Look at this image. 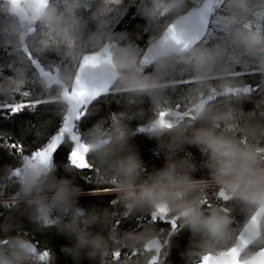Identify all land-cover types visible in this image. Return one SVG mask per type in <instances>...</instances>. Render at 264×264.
I'll return each mask as SVG.
<instances>
[{"label": "clouds", "instance_id": "obj_1", "mask_svg": "<svg viewBox=\"0 0 264 264\" xmlns=\"http://www.w3.org/2000/svg\"><path fill=\"white\" fill-rule=\"evenodd\" d=\"M169 3L170 0H154L153 9L163 11ZM83 6L84 0H66L64 12H59L58 8L51 4L39 13L33 12L31 8L26 9L27 15L35 22L44 24L49 30L60 35L61 39L71 40L79 39L81 24L76 12ZM105 7L106 5H102L101 12ZM238 7L243 9L245 0H240ZM146 14L151 19L156 15V11ZM97 18L99 31L88 38L89 43L101 52L106 45L109 46L118 73L113 86L116 89L127 90V110L117 114L118 119L111 122L108 135L97 137L90 134L88 137V143L95 145L89 155L102 178L100 182L108 183L112 177L119 181L115 193L116 200L124 210V216L153 211L160 205H166L170 213L181 218L185 227L190 230L193 240L198 239L204 247L227 241L232 236L229 216L219 206L205 211L201 200L209 184H215L218 189L225 191L233 199L242 201L248 207L264 201V164L261 163L255 147L252 144H241L239 139L218 132L216 127L221 122L235 127L236 121L246 114L241 109L240 115H237L230 105L233 101L242 103L250 96L230 94L228 90L237 84L234 80H221L214 85L206 79L217 74L221 50L193 48L189 52L174 53L162 48L159 38L153 40L150 47L156 57L155 62L160 68H167L173 60H176L187 65L192 73L198 76L199 82L188 90L187 97L190 98L188 106L192 109L199 126L175 121L169 116L167 119L172 124L171 128H161L159 125L152 128L149 134L157 139L160 148L166 150L165 164L145 176L139 152L129 142L134 133L127 127L125 120L143 117L142 111L131 112L130 109L133 105L143 103L145 97L152 105L161 104L163 101L169 104L168 92L169 89L175 91V86L160 77L141 74L138 71L137 47L129 40L128 34L109 30L112 21L104 18L103 15ZM66 30L67 37L63 35ZM231 38L257 58L258 67L261 73H264V36L254 35L245 28H237L231 33ZM62 51L69 60L78 53V49L73 47H65ZM73 75L74 69L69 68L62 71L58 78L65 84H70ZM243 85L242 82L239 84V86ZM212 89L223 95L226 111L219 105L200 103V96ZM155 119L154 116L150 118L147 125H153ZM106 122L102 119L94 128L100 129ZM243 131L252 137L257 134L255 127L245 128ZM260 132L264 134V129H260ZM164 137H167L166 144L163 143ZM101 139H107L108 143H99ZM186 145L196 146L206 154L210 181L193 178L191 173L195 170V165L187 155L179 159L175 158ZM65 170L70 174L73 173L70 167H66ZM12 172L13 168L8 165L0 170V182H2L0 185H19L16 197L24 205L21 215H25L38 230L54 226L58 233L68 238L71 246L64 250L75 264H80L84 259L95 260L98 257H107L109 250L116 244L135 249L138 245H144L159 235L150 227L139 233H118L112 226V213L108 208H103L102 211L93 209L80 218L65 220V214L78 208V197L81 193L80 187L75 185L72 179L57 178L55 166L48 168L25 166L23 183L13 177ZM250 192L254 193L255 200L249 198ZM53 210L58 213L55 217L51 214ZM97 225L102 231L93 230ZM217 226H222V235L216 233ZM17 227L11 217H7L0 223V232L7 234ZM35 261L36 256L32 252L31 241L23 235L17 233L0 238V264H34Z\"/></svg>", "mask_w": 264, "mask_h": 264}, {"label": "snow or ice", "instance_id": "obj_2", "mask_svg": "<svg viewBox=\"0 0 264 264\" xmlns=\"http://www.w3.org/2000/svg\"><path fill=\"white\" fill-rule=\"evenodd\" d=\"M4 3V0H0ZM66 4V0H6V4L10 6L16 18L24 26L25 35H35L39 38L41 35L43 39H39V46L29 48L27 44L23 47L25 59L29 65L35 68L38 72V78H47L49 80V88L53 84L60 86V95L66 105L63 110V115L59 125L55 130L42 142L31 149L27 148L21 141L14 140L11 134L7 132H0V149H9L10 154L15 156L18 160L24 163L21 166L13 167L12 175L20 183H23V170L25 166L44 168L55 166L54 160L57 157L66 159L65 167H70L75 170L72 173L75 176L83 177L88 183L92 184L93 180L101 183V176L98 169L91 159L89 153L95 145L88 143L89 135L97 137H106L107 130L95 129L94 131L84 132L81 130L80 122L90 114L91 105L102 94H107L110 91L116 93H126V89H116L113 86V81L117 78L116 65L113 63L112 53L109 46H105L101 51L95 49L91 51H82L79 45L80 39L64 40L60 35L49 30L44 24L37 23L35 20L27 15L24 11L26 8H31L33 12L39 13L43 8L49 4L58 8V5ZM106 7L100 13L101 15L110 14L113 9L107 7L110 4L119 5L121 0H103ZM154 0H151V4ZM184 8L181 12L176 13L172 9L174 3L170 2L163 11H157L159 16L158 23L163 27L158 33L160 45L162 48H167L174 53H185L191 49L212 50L216 47H221L224 50V58L220 61L222 64L232 65L230 70L217 73L213 76L207 77L210 82L221 80H235L241 76H247L250 80L244 83L243 86L239 84L233 85L228 91L232 95L246 94L264 95V86L259 80L254 79L258 76H264L261 73L256 58H249L243 48H238L230 39H225L224 34L230 32L234 27L242 26L254 31L258 36L264 35V11L257 12L253 8L250 13L249 21L242 25H230L227 23L225 17L231 14H238L239 9L235 8L234 0H184ZM89 7V0H84V8ZM5 6L0 7V13H3ZM219 34L218 42L213 46H206V41L209 37L215 35L212 29ZM67 37V30L63 34ZM65 47H73L78 49V53L71 60L74 75L70 84H65L59 80L60 66H44L41 64L39 57L48 50H56L62 52ZM243 57L245 62H240L236 58ZM155 55L152 47L148 46L137 58L139 65L138 71L145 74V69L155 62ZM180 64L173 60L172 66ZM67 68V67H65ZM238 68L242 70H238ZM99 69L100 71H97ZM186 71L190 72L185 68ZM161 79L170 82L177 87L178 85H187L188 90L196 85L199 80L198 76L192 72L188 78L177 80L163 78V74H159ZM29 79L24 81H11L12 87L9 89L8 96L0 99V110H4L9 114L17 115L25 110L35 111L41 105L55 104L56 100L51 99L44 94L33 95L26 90V85ZM19 97V99H14ZM219 98L223 95L215 89L210 90L200 96V103L211 105L213 103H222ZM190 98L182 97L179 102L172 103L169 106L167 101L161 104L154 105L155 123L151 126L139 128L140 132L150 133L152 128L159 125L161 128H171L172 124L167 117L171 116L175 121H183L192 126L196 125V117L193 115L192 109L188 106ZM259 105L254 106V110L258 109ZM264 115V112L261 113ZM112 122L118 119L117 114L110 116ZM218 132H223L225 135L234 136L240 140L241 144L248 145L247 137L237 136V128L230 127L227 124H218ZM87 133V134H85ZM99 143H108L107 139H101ZM259 159L264 164V147H255ZM94 173L95 175H92ZM119 181L112 177L108 182L111 187H104L101 189H94L95 192H115ZM215 186V184H213ZM3 186L0 185V188ZM249 198L255 200L254 193H249ZM9 199L12 203L18 202L15 195L10 194ZM214 199L218 202L222 211L229 216L231 221L232 236L228 246L224 250L213 252L205 250V253L199 257L197 264H264V201L258 205H253L249 211V207L240 200L233 199L232 196L225 191L218 189L214 193ZM113 208L119 204L117 200H112ZM201 204L205 211L213 207V202L205 196L201 200ZM0 205L10 209L12 204L0 201ZM239 205L246 212V219L243 224H237L232 217L233 206ZM85 215L79 207L73 213L72 218H80ZM114 221L112 226L114 229H120L122 218H132L128 216L121 217L118 211H113ZM137 220V229L133 232H141L145 228H153L159 233L158 236L149 240L143 245L142 249L133 250L131 253H125L126 256L142 255L144 252L151 253L147 264H163L161 257L169 255V248L172 238L182 231L185 227L181 218L169 212L166 205H160L155 210L147 212L143 216H134ZM160 224H166L167 229L159 228ZM216 233L223 234L222 226H217ZM6 243V241H3ZM32 252L39 262H47L52 256L51 250L44 248L38 251L39 242L31 241ZM109 255V254H108ZM121 251L115 250L110 253L113 261H119L121 258Z\"/></svg>", "mask_w": 264, "mask_h": 264}, {"label": "trees", "instance_id": "obj_3", "mask_svg": "<svg viewBox=\"0 0 264 264\" xmlns=\"http://www.w3.org/2000/svg\"><path fill=\"white\" fill-rule=\"evenodd\" d=\"M170 2H173V0H170ZM239 3L240 0H234V6L240 10L239 13L225 17L227 23L230 25H242L248 22L253 8L257 12L264 11V0H245V7L243 9L238 7ZM102 5H105L103 0H89V7L84 8L83 6L76 12V17L81 24L78 35L80 39L79 45L82 51L93 50L91 49L92 45L89 43L88 38L99 31V19L97 17L101 16ZM153 5L154 3L151 4V0H121L119 5H107V7L112 8L113 11L110 14L103 15L104 18L112 21L109 25V30L116 33L128 34L129 40L137 47L138 57L141 52L151 45L153 40L158 38V33L163 27L161 23H158V9H153ZM184 6V0H175L173 7L175 10H172L179 13L183 10ZM58 11L64 12L62 3L58 5ZM150 11H156V15L151 19L146 14ZM237 28L245 27H234L230 32L224 34V38L232 40L238 48H243L249 58H255L247 51V49L231 38V33ZM245 29L252 34L257 35L254 31L248 28ZM212 31L213 33H216L214 28ZM218 38V33L209 37L206 41V46H213L218 42ZM39 39H43V36L41 35L39 38L34 34L28 36L24 45L27 44L29 48L39 46ZM94 49L96 50V48ZM216 49L221 50L222 53L217 64V73H223L230 70L232 65L220 63L224 58V50L221 47H216L212 50ZM39 60L41 64L46 67L60 66L62 69L59 72V75L62 71H66L69 68L73 69L71 60L64 56L63 51L57 52L56 50H48L39 57ZM237 60L245 62L243 57H240ZM185 68L192 72L187 65L182 63L174 66H172L171 63L167 68H160L156 62H154V64L145 69V74L160 77L159 74L162 73L165 80H181L188 78L190 75V72L186 71ZM238 70L242 69L238 68ZM27 79L30 81L26 85L27 91L33 95L44 94L51 99L56 100L57 103L41 105L35 111L25 110L17 115H12L4 110H0V132L11 134V137L14 140L21 141L27 148L31 149L35 145L42 143L59 125L66 105L60 95V86L53 84L51 88H49V80L38 78L37 70L31 67L29 62L25 59L23 46H21L19 42V25L15 16L5 10V12L0 13V99H4L8 96L9 89L12 87L11 81H24ZM254 79L259 80L261 85L264 86V76H258ZM249 80V77L241 76L234 81L237 84H240L241 82L244 84ZM218 82L219 81L212 83L215 85ZM195 86L196 85L192 86V88ZM187 92L188 86L182 84L175 87V91L169 89V106L172 105L173 101L179 102L182 97H187ZM14 99H19V97H14ZM219 99L224 102L213 104L221 106L226 111L227 108L225 107L226 102L224 98ZM256 105H259V108L254 110V106ZM90 107V114L80 122L81 130L84 132L94 131L97 122L103 119L107 122L104 123L100 129L110 131L112 122L110 116L127 110L126 93H116L111 91L107 94H103L97 98ZM230 107L234 109L237 115H240L241 109L243 110V113L246 114L236 121L235 127L237 128V136L247 137L249 144H252L254 147H264V134H261L260 132V129H264V115L261 114L264 112V95L254 94L242 103L233 101ZM130 111L143 112L142 118L133 117L126 119L125 124L134 133L129 142L137 148L139 156L143 161L145 169L144 175L147 176L164 166L166 150L159 147L158 141L155 137L147 132L139 131V128L146 127L148 120L154 116V105L151 104L150 100L145 97L143 103L133 105ZM248 113H251V115H247ZM221 124L223 125L225 123L221 122ZM194 126L199 125L196 124ZM249 127L257 128V134L255 137L249 136L243 131V129ZM163 143H167V137L163 138ZM186 155L195 165V170L191 173L193 178L210 181L211 177L209 175V170L206 167V154L202 153L196 146L186 145L183 151L176 154L175 158L179 159ZM54 163L56 165L57 178L66 177L72 179L73 183L80 187L81 193L78 197L77 207L84 211L85 215L93 211V209L102 211L103 208H108L112 213V223L114 221L113 211H118L121 217H124V210L121 205L118 204L116 208H113L110 203L112 200L117 199L115 192L94 191V189L111 187V185L108 183H97L96 180H93V183L90 184L84 180L83 177L75 176L66 172V159H60V157H57L54 160ZM5 165L11 166L12 168L21 166L22 160H18L15 156L11 155L9 149H0V170H2ZM72 171L73 173L75 172V170ZM92 175L95 174L92 173ZM0 184H2V182H0ZM18 186L19 185L16 184L0 188V201L12 204L10 209L0 205V223H2L5 218L11 217L12 221L18 226L10 233L5 234L0 232V238H4L5 235H16L19 233L30 241L39 242L38 251H42L44 248L51 250L52 256H50L47 262H39L36 260L34 264H75L71 256H69L64 250L66 247L71 246V241H69L68 238L58 233L54 226L38 230L37 226L31 223L25 215H21V210L24 205L19 201L12 203L9 199L10 194H16ZM216 190V186L209 184L204 192V197L207 196L208 199L213 202V207H216L218 204L214 199V193ZM248 210L250 211L251 208L249 207ZM75 211L76 209H73L71 212L65 214L64 219H72ZM51 214L53 217L58 215L55 210H53ZM146 214L147 212H137L128 216L132 218H122L120 229H117V232L123 234L138 230L137 220L134 216H143ZM246 215V212L241 206H233L232 217L238 225L243 224ZM158 227L167 229L169 226L166 224H160ZM93 230L99 232L102 231V228L97 225ZM232 231H234V229H232ZM230 240L231 238L227 241H222L206 248L198 239L193 240L190 230L184 228L172 238L169 255L167 257L162 256L161 260L163 261V264H197L199 257L205 253V250H211L214 253L224 250V248L230 243ZM142 248L143 244L138 245L135 249L120 247L119 244H116L109 250V255L107 257H98L95 260L84 259L80 264H147V260L150 258L151 253L144 252L142 255L137 256L125 255V253H131L133 250ZM115 250L121 251L122 255L119 261H113L111 259L110 253Z\"/></svg>", "mask_w": 264, "mask_h": 264}, {"label": "rangeland", "instance_id": "obj_4", "mask_svg": "<svg viewBox=\"0 0 264 264\" xmlns=\"http://www.w3.org/2000/svg\"><path fill=\"white\" fill-rule=\"evenodd\" d=\"M53 2L55 3L56 2V0H53ZM9 9H11L10 8V6H9ZM6 10H7V8H6ZM24 11L27 13V9H24ZM15 19H16V21H17V23H18V25H19V42H20V44H21V46H23L24 47V43H25V40H26V38L27 37H22V33L24 34V32H25V29H24V26L19 22V20L15 17ZM95 47H91V49H94ZM240 57H237L236 59H239ZM45 79H47V78H45ZM48 83H49V81H48Z\"/></svg>", "mask_w": 264, "mask_h": 264}, {"label": "flooded vegetation", "instance_id": "obj_5", "mask_svg": "<svg viewBox=\"0 0 264 264\" xmlns=\"http://www.w3.org/2000/svg\"><path fill=\"white\" fill-rule=\"evenodd\" d=\"M6 4V0H4V3H0V7H3V6H5V8H4V11L3 12H5V10H6V8H7V10L6 11H8L10 14H13L15 17H16V14L15 13H13L12 12V10L11 9H9V6L8 5H5ZM22 37L24 38V37H28V35H25V34H23L22 33Z\"/></svg>", "mask_w": 264, "mask_h": 264}, {"label": "water", "instance_id": "obj_6", "mask_svg": "<svg viewBox=\"0 0 264 264\" xmlns=\"http://www.w3.org/2000/svg\"><path fill=\"white\" fill-rule=\"evenodd\" d=\"M111 92V91H110ZM103 95V94H102Z\"/></svg>", "mask_w": 264, "mask_h": 264}]
</instances>
